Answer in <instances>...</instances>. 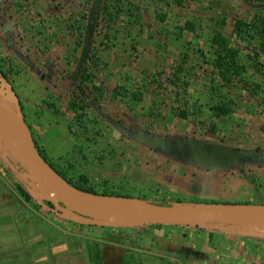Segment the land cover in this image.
<instances>
[{"label":"rangeland","instance_id":"374dc122","mask_svg":"<svg viewBox=\"0 0 264 264\" xmlns=\"http://www.w3.org/2000/svg\"><path fill=\"white\" fill-rule=\"evenodd\" d=\"M5 1L0 0L1 10ZM14 3L12 12L18 11L23 17L11 30L14 37L18 36L17 45L24 47L26 54L16 52L13 59L10 57L14 64L17 60L10 77L14 82L19 75L21 86L16 83L14 87L22 99L27 122L32 124L40 117L43 124L49 125L42 147L56 168L72 178L86 174L100 192L145 196L151 202L179 199L184 204L212 200L264 204V195L249 193L245 184L233 179L218 180L213 190L205 193L204 188L194 186L188 171H179L186 164L185 156L202 157L200 153L205 156L207 152L211 155L220 144L228 146L229 152L239 157L242 151L235 149L234 142L242 144V133L248 131L247 146L252 145L254 151L259 142L261 150L256 155L241 156L239 163L228 160L232 164L230 171L247 169L246 165L250 164L254 166L252 176L264 185V129H261L264 71H257L255 62L250 60L254 51L243 47L240 56L246 66L244 77L260 86L257 93L246 91L239 83L216 80L212 74L216 72L212 38L217 20L226 19L224 34L230 38L238 18L250 19L264 14V10L246 0H184L181 6L174 0H147L148 8L141 19L135 20L126 13L119 15L111 24V49L100 50L97 63L101 69L94 71L95 83L102 88L100 108L92 110L88 131L79 129L76 137L69 129L75 118L69 109L72 81L63 73L75 69L85 45L80 46L73 37L64 35L73 12L68 0H16ZM95 15L94 23L100 27L86 40L88 45L99 47L108 21L99 10ZM201 51L208 63L199 58ZM185 55L190 56L189 67L195 69H191V76L182 73L180 84L175 86L170 72ZM259 60L264 63V55ZM27 64L31 65L32 73ZM41 73L48 77L49 90ZM117 88L124 94L116 93ZM47 96L65 110V116L52 115L47 109L44 115H38L40 106L37 105H42ZM178 96L181 101L188 98L199 104L200 114L189 120L175 116L172 105ZM221 103H232V113L217 118L210 105ZM8 135L7 143L13 144L18 157L14 158L21 179L25 178L31 194L39 198L37 191L40 190L54 196L40 173L33 169L19 138L10 132ZM34 137L39 143L36 134ZM217 156L213 153L212 160H219ZM198 162L206 168L205 159ZM125 200L137 201L143 206L138 200Z\"/></svg>","mask_w":264,"mask_h":264},{"label":"crops","instance_id":"0c3cea01","mask_svg":"<svg viewBox=\"0 0 264 264\" xmlns=\"http://www.w3.org/2000/svg\"><path fill=\"white\" fill-rule=\"evenodd\" d=\"M14 2L16 0L5 1L0 9V58L9 56L13 59L16 52L22 54L17 45L18 36L14 37L11 30L23 17L18 11L12 12ZM26 66L32 73L31 65ZM16 83L21 86L19 75L14 79ZM0 103L15 107L14 101L1 90ZM38 108V115L48 112L41 106ZM31 126L33 135H37L43 146L49 125L37 117ZM262 127L264 129V124ZM242 134V144L234 142L235 149L242 151L239 157L229 152L228 146L220 144L213 151L219 160H212L213 153L208 152L205 156L200 153L202 157L185 156L186 164L179 171H188L194 186L204 188L205 193L213 190L216 181L233 179L245 184L249 193L263 196L264 185L258 183L263 193H257L255 184L242 175L251 177L254 166L246 165L251 172L230 171L232 164L228 160L239 163L241 156L256 155L261 150L259 142L254 151L252 145L247 146L248 131ZM8 138V131L0 124V264H264V217L109 226L89 223L50 209L33 194V203H28L20 186L30 189L25 178L21 179L15 160L18 157L14 154L13 144L7 143ZM175 158L179 159L177 154ZM201 158L207 162L206 168L199 166ZM176 167L179 166L176 164ZM216 197L219 199L218 195ZM211 203L233 202L212 200Z\"/></svg>","mask_w":264,"mask_h":264},{"label":"trees","instance_id":"16d2710c","mask_svg":"<svg viewBox=\"0 0 264 264\" xmlns=\"http://www.w3.org/2000/svg\"><path fill=\"white\" fill-rule=\"evenodd\" d=\"M184 0H174L179 6L182 5ZM252 5L264 10V0H246ZM70 8L72 9V16L70 17V24L64 31L66 38L73 37L77 44L85 45V52L81 58L77 61V65L72 72L63 73V76L72 81V89L70 96L69 109L74 112L75 118L72 123L69 124V129L76 137L79 135V129H85L88 131V123L92 121V110L100 108L102 99V88L95 83L94 71L101 69L98 65L100 59L99 52L108 51L111 49V24L116 18L126 13L135 20H139L146 13L148 8L147 0H68ZM98 10L108 21L106 24V33L99 45H88L89 41L86 40L90 35L96 33L99 29L98 23L95 24L96 13ZM218 26L214 31L212 42L215 49L213 67L216 72H212L214 79H218L226 84L239 83L243 89L251 93H257L260 86L252 84L244 77L246 72V66L242 64L240 51L241 48L247 47L254 51V55L250 56V60L254 61V66L257 71H264V63L259 60L261 55H264V14H258L250 19L238 18L234 23L233 36L227 37L224 34V26L227 21L225 18L217 20ZM258 42V45L255 44ZM23 54H26L24 47L20 45ZM202 55L199 58L205 63V55L201 51ZM190 56L185 55L177 61L174 67H172L170 76L172 83L177 86L180 84V75L182 73L186 76H191V69L195 67H189ZM15 64L13 60L8 56L6 58H0V90L4 95L14 101V108L22 112L24 115V106L22 99L15 91L13 79L10 77L11 73H14ZM41 79L46 83V89H50V82L46 74H40ZM9 84L12 85L14 91L17 94L15 99L11 93ZM115 92L123 95V91L120 88L115 89ZM180 96V95H179ZM176 97L173 101L172 112L175 116L184 120H189L194 116L200 114V105L194 103L192 100L185 98L181 101ZM235 101H232V103ZM232 103H221L217 105H210V110L215 114L217 118L222 116H228L232 113ZM47 109L50 114L55 116H65V110H62L56 106L55 100L51 96L43 101L42 105ZM26 117V115H25ZM31 126V124H30ZM32 127V126H31ZM34 136V135H33ZM35 145L41 155L49 162L57 172L67 181H69L74 187L79 190L98 195H106L113 197H126L140 200L146 204L158 205L162 207L172 205H203V204H218V203H205L194 201L191 204H184L181 200L167 201L162 199L159 201L151 202L147 197H136L130 194L120 193L116 191H98L90 183V179L86 174L80 173L76 178L68 177L67 174L58 168L47 158L44 148L37 142L34 137ZM251 172V169H242V172ZM245 178L250 179L255 184V190L257 193L261 192L260 185L257 183L253 176L242 173ZM20 191L28 203H33L31 197V191L24 189L20 186ZM39 197L45 205L50 209H55L54 199L48 195L43 194L40 190L37 191ZM60 206L65 207L63 202L59 203ZM144 221V220H139ZM136 221V222H139ZM135 223V222H134Z\"/></svg>","mask_w":264,"mask_h":264},{"label":"water","instance_id":"95a60500","mask_svg":"<svg viewBox=\"0 0 264 264\" xmlns=\"http://www.w3.org/2000/svg\"><path fill=\"white\" fill-rule=\"evenodd\" d=\"M11 93L15 99L17 94L11 84ZM0 124L12 135L19 138L26 148L30 160L38 170L45 183L54 191L55 208L64 211L70 216L93 224L123 226L139 222L154 223H193L204 221H216L231 217H264V204H203V205H172L158 206L146 204L140 200L143 207L122 212H108L87 205L80 193H88L74 187L64 179L57 170L38 151L30 124L25 115L14 107H8L0 103ZM91 194V193H88ZM94 196L113 197L91 194ZM133 199L126 197H116ZM137 200V199H135ZM60 202L65 207L60 206Z\"/></svg>","mask_w":264,"mask_h":264},{"label":"bare ground","instance_id":"6f19581e","mask_svg":"<svg viewBox=\"0 0 264 264\" xmlns=\"http://www.w3.org/2000/svg\"><path fill=\"white\" fill-rule=\"evenodd\" d=\"M33 169L38 171L36 168ZM79 195L87 205L108 212H122L143 207L137 201L127 202V200L122 198L94 196L88 193H80Z\"/></svg>","mask_w":264,"mask_h":264},{"label":"flooded vegetation","instance_id":"af4514ba","mask_svg":"<svg viewBox=\"0 0 264 264\" xmlns=\"http://www.w3.org/2000/svg\"><path fill=\"white\" fill-rule=\"evenodd\" d=\"M61 212H64V211H61Z\"/></svg>","mask_w":264,"mask_h":264}]
</instances>
